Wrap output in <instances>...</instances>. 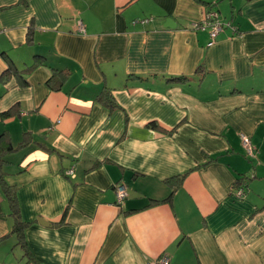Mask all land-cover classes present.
I'll return each instance as SVG.
<instances>
[{
    "label": "crops",
    "instance_id": "obj_1",
    "mask_svg": "<svg viewBox=\"0 0 264 264\" xmlns=\"http://www.w3.org/2000/svg\"><path fill=\"white\" fill-rule=\"evenodd\" d=\"M3 131L0 264H264V0H0Z\"/></svg>",
    "mask_w": 264,
    "mask_h": 264
},
{
    "label": "built area",
    "instance_id": "obj_2",
    "mask_svg": "<svg viewBox=\"0 0 264 264\" xmlns=\"http://www.w3.org/2000/svg\"><path fill=\"white\" fill-rule=\"evenodd\" d=\"M200 28L208 29L209 30V43L208 46H212L215 43L216 37L223 31L224 25L218 21V14L215 11H209L207 14H205L203 21L199 25ZM228 26V25H227ZM76 32L79 34H83L84 27L80 21L76 23ZM240 145L243 149L246 157L248 159H254L257 154L256 147L251 143L249 138L244 135H239ZM65 176L69 178L74 177L73 169H69L65 172ZM114 192L116 196V203L117 206L120 207L124 204L125 200L128 198V190L127 187L122 183H117L114 185ZM235 196L241 197L244 195L243 189H237L234 191ZM170 259L168 256L164 255L160 259H158L155 262L149 263V264H169Z\"/></svg>",
    "mask_w": 264,
    "mask_h": 264
},
{
    "label": "trees",
    "instance_id": "obj_3",
    "mask_svg": "<svg viewBox=\"0 0 264 264\" xmlns=\"http://www.w3.org/2000/svg\"><path fill=\"white\" fill-rule=\"evenodd\" d=\"M100 97V95H99ZM10 112H6L3 115V118L9 117ZM23 146V143H20L18 147H14L10 141L9 134L6 131H3L0 133V180L2 181V178L5 176V172L2 170V165L8 163L5 160V156L9 153H12L16 151L17 149L21 148ZM3 184V181H2ZM6 195L9 197L11 201V206H12V212L13 216L15 217L14 223H13V228H12V235L16 236V239L19 240L23 238V229L26 228V223L20 220L19 216L17 215V209L14 206V201L13 197L10 196V190L9 188L5 187L4 189ZM20 245V243H18Z\"/></svg>",
    "mask_w": 264,
    "mask_h": 264
},
{
    "label": "water",
    "instance_id": "obj_4",
    "mask_svg": "<svg viewBox=\"0 0 264 264\" xmlns=\"http://www.w3.org/2000/svg\"><path fill=\"white\" fill-rule=\"evenodd\" d=\"M164 27L170 28L173 27V22L171 20H167L164 24ZM41 225L43 226H47L48 224L46 223H42L41 221H39Z\"/></svg>",
    "mask_w": 264,
    "mask_h": 264
},
{
    "label": "rangeland",
    "instance_id": "obj_5",
    "mask_svg": "<svg viewBox=\"0 0 264 264\" xmlns=\"http://www.w3.org/2000/svg\"><path fill=\"white\" fill-rule=\"evenodd\" d=\"M243 150V149H242Z\"/></svg>",
    "mask_w": 264,
    "mask_h": 264
}]
</instances>
